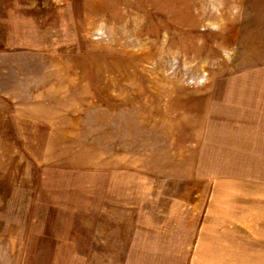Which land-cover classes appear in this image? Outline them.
<instances>
[{"label": "rangeland", "instance_id": "obj_1", "mask_svg": "<svg viewBox=\"0 0 264 264\" xmlns=\"http://www.w3.org/2000/svg\"><path fill=\"white\" fill-rule=\"evenodd\" d=\"M0 264H264V0H0Z\"/></svg>", "mask_w": 264, "mask_h": 264}]
</instances>
